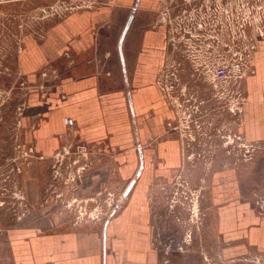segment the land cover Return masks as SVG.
<instances>
[{"label":"rangeland","instance_id":"obj_1","mask_svg":"<svg viewBox=\"0 0 264 264\" xmlns=\"http://www.w3.org/2000/svg\"><path fill=\"white\" fill-rule=\"evenodd\" d=\"M115 2L0 0V264H11L6 227L33 208L58 212L75 227L104 226L125 205L115 173L84 197L80 190L84 169L101 161L79 154L76 146L68 152L61 148L48 161H39L31 147L26 148L25 122L35 114L27 102L33 85L18 68L25 38L41 40L58 20L98 7L116 9ZM151 3L149 28L162 25L166 31V57L158 83L175 113L167 131L178 138L181 155L178 169L167 180L160 178L145 202L157 264H264L263 252L249 248L236 253L227 248L211 203L218 182L214 175L225 171V185L233 184V179L238 198L251 199L257 212L264 214V143H249L240 133L244 110L235 108L242 102L234 93L243 69H252L256 44L264 38V0ZM121 28L123 24L119 32ZM209 64L211 69L225 66L230 79H212ZM53 75V71L42 73L44 88L58 79Z\"/></svg>","mask_w":264,"mask_h":264},{"label":"crops","instance_id":"obj_2","mask_svg":"<svg viewBox=\"0 0 264 264\" xmlns=\"http://www.w3.org/2000/svg\"><path fill=\"white\" fill-rule=\"evenodd\" d=\"M135 1L72 13L47 27L43 39H24L18 68L33 85L27 102L35 110L25 122L26 148L48 161L74 145L79 154L101 161L84 169V197L110 173L123 189L133 185L125 205L107 220L105 239L103 225L74 227L58 212L31 209L6 227L11 264H157L145 202L157 181L180 165V142L167 131L175 113L158 83L167 40L165 31L149 28L151 0H141L134 12L121 46L123 63L118 53ZM252 62L240 133L249 143H264V38ZM45 71L58 78L48 89L41 84ZM214 178L211 203L227 248L264 253V214L251 199L238 198L233 179L225 185V171Z\"/></svg>","mask_w":264,"mask_h":264},{"label":"built area","instance_id":"obj_3","mask_svg":"<svg viewBox=\"0 0 264 264\" xmlns=\"http://www.w3.org/2000/svg\"><path fill=\"white\" fill-rule=\"evenodd\" d=\"M207 66H210V64ZM209 72L211 73L212 79H214V80L226 82L228 79H230V77L228 76V73L225 69V66H223V65H220V64L216 65L212 69L210 66L207 73H209ZM251 72H252L251 67H247V68L243 69L242 73L239 75L240 79L237 80L238 84H236L234 87L235 88L234 93L238 96V99H240L242 102L241 106H240L241 108H238L235 106V108L238 109L240 113L242 112V110H244V104L246 102V96L243 95L242 90H240V89H243V85H241V82H242V79H244L247 76V74H249ZM263 98H264V96H263ZM231 110L233 111V109H231ZM67 126L72 128L73 123L71 120H67ZM30 150L32 151V148H30ZM19 198L24 200L23 195H20ZM161 264H170V263H168V261H165V262H162Z\"/></svg>","mask_w":264,"mask_h":264},{"label":"water","instance_id":"obj_4","mask_svg":"<svg viewBox=\"0 0 264 264\" xmlns=\"http://www.w3.org/2000/svg\"><path fill=\"white\" fill-rule=\"evenodd\" d=\"M136 9H137V5H135L134 10H133V13H131V14L128 16V19H127V21H126V24H125V26H124V29H123V31H122V33H121V35H120V38H119V42H118V53H119V56H120V59H121V62H122V63H123V57H122V52H121L122 42H123V40H124V38H125V35H126L128 29H129V27H130V25H131V23H132V20H133V17H134V11H135ZM132 185H133V182H131L129 188H131ZM125 195H126V193H125ZM112 213H113V212H112ZM107 224H108V221H106V222H105V225H104V239H105V229H106V227H107Z\"/></svg>","mask_w":264,"mask_h":264},{"label":"flooded vegetation","instance_id":"obj_5","mask_svg":"<svg viewBox=\"0 0 264 264\" xmlns=\"http://www.w3.org/2000/svg\"><path fill=\"white\" fill-rule=\"evenodd\" d=\"M141 0H136L135 1V5H137V7H138V5H139V2H140ZM159 2H160V0H159ZM135 5H134V7H135ZM134 7L132 8V13H133V10H134ZM135 12V11H134ZM159 27L163 30V31H165V27L164 26H162V25H159ZM165 34H166V31H165ZM181 155H180V151H179V157H180ZM179 167V166H178ZM178 167L176 168V169H174V170H172L170 173H168V176H166V180L173 174V172L175 171V170H177L178 169ZM170 174V175H169ZM130 184H131V182H129V184L122 190V193H121V196L123 195V200L124 199H126L127 197H128V195L130 194V192H131V188H129L130 187ZM125 193H126V195H125ZM122 198V197H121ZM118 208H119V206H118ZM117 211V210H116Z\"/></svg>","mask_w":264,"mask_h":264},{"label":"bare ground","instance_id":"obj_6","mask_svg":"<svg viewBox=\"0 0 264 264\" xmlns=\"http://www.w3.org/2000/svg\"><path fill=\"white\" fill-rule=\"evenodd\" d=\"M131 27V26H130ZM73 202V201H72ZM70 204V203H69Z\"/></svg>","mask_w":264,"mask_h":264}]
</instances>
